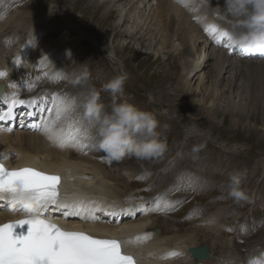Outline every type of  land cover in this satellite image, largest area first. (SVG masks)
Wrapping results in <instances>:
<instances>
[{
  "label": "rangeland",
  "instance_id": "rangeland-1",
  "mask_svg": "<svg viewBox=\"0 0 264 264\" xmlns=\"http://www.w3.org/2000/svg\"><path fill=\"white\" fill-rule=\"evenodd\" d=\"M86 2L87 0H0V27L4 25L6 16L18 10L16 16H20L19 20L22 22L21 34H24L25 28H30L31 24L25 36L16 33L14 27L10 28V24L6 25L9 28L0 30V38L4 33H9L3 38L7 43H0V49L2 46L4 51L0 53L4 58L10 57V52L15 48V41L22 38L18 43H28L29 40V45L24 46L27 48L22 58H19L28 63L26 58L30 57L26 70L18 67L19 71H15L8 62H2L7 71L4 75L6 97H14L18 89L25 86L29 88L38 83L37 88L26 98H37L43 103L52 104L54 93L57 97L62 94L63 97L67 96L64 91L68 90L70 85L65 74L76 78L87 70L90 81L88 85L83 86L87 88V92L90 86L99 90L100 101L108 108L105 102L111 107L113 98L110 93L102 90V85L117 75L128 74L129 78L119 99L128 100L154 113L158 121L157 131L160 138L166 140L167 150L161 156L150 160H140L132 156L116 160L113 163L115 166L108 169L114 179L97 174L91 176L90 184L103 183L105 186H112L117 183L119 193H127L126 197L124 195L120 198L123 202L118 200L122 206L125 204V198L137 200L141 194L145 202L151 200L147 206L157 207L162 202L168 203V209L158 214L165 216L161 218L165 219V230H168L163 238L169 233H178L180 237L188 236L193 227L204 225L202 220L215 213L216 219L220 221L218 229L225 225L223 229L227 227V230L220 234L212 225V230H205L208 237L200 236L203 230H196L195 233L201 237L198 239L201 244L216 242L217 249L220 246L223 249L226 239H230L235 251L244 254L250 249L247 246L264 241V136L260 135L264 128V115L261 101L248 94L244 100L249 105L245 109L246 115L239 117L235 128L230 126V116L227 112L219 115L217 126L209 127L202 116H199L197 121L192 120L187 107L174 110L176 108L172 103L176 100L171 93L175 90L173 87L180 71L179 61L173 62L178 53L176 46L165 54L156 45L142 40L147 25L140 18H145V14L138 15V11H128L120 22L122 25L118 26L114 24L119 17L118 10L111 11L109 15L103 14V22L98 17V10L87 6ZM198 29L202 32V27ZM201 34L204 37V31ZM178 43L176 40L175 44ZM27 50L29 52L26 53ZM105 51L113 54V62L105 57ZM227 53L229 55L228 51ZM252 60L255 59H248L247 65L245 63L242 68L246 67L248 74L260 79L263 73L259 72L258 65ZM40 79H47L48 82H41ZM149 95L155 99L154 102L149 100ZM158 100H164L161 107ZM164 110L167 112L162 113ZM13 122L12 128L17 124L32 133H41V130L31 127L33 123H19V117ZM36 124L42 125L39 121ZM193 145H203V148L198 154H193ZM218 152H221V155L224 153L225 156ZM192 154V157H188ZM121 161L123 165L118 163ZM234 173H239L242 177L241 186L245 193L243 199H238L229 192L228 178ZM132 175L136 178L135 183L131 182ZM139 179H142L141 183L138 182ZM144 186L146 190L141 191ZM152 199H155L154 203ZM158 215L151 211L149 217H157L162 221ZM182 218H186L188 222L177 224ZM208 220L215 222L214 219ZM212 234L217 238L213 239L214 236L209 239ZM263 252L264 250L258 253V257H261ZM187 257L189 258L184 256L185 261L188 260ZM241 260L249 261L241 257L236 263H241Z\"/></svg>",
  "mask_w": 264,
  "mask_h": 264
},
{
  "label": "bare ground",
  "instance_id": "bare-ground-1",
  "mask_svg": "<svg viewBox=\"0 0 264 264\" xmlns=\"http://www.w3.org/2000/svg\"><path fill=\"white\" fill-rule=\"evenodd\" d=\"M86 3L87 6L98 10V17L103 22H105L103 14L107 13L109 15L111 11L118 10L119 17L114 23L118 26L122 25L120 22L124 14L128 11H138V15L145 14V18L144 16L140 18V20L146 22L147 25V28L144 29L142 40L156 45L159 49H162L163 51H160L165 54H168V52L176 46L178 53L173 58V62L179 61L180 71L175 87H173L175 90L171 93L176 100L174 103L171 102L174 108H176L174 110H181L187 107L188 115L192 120H196L199 116L200 118L202 116V118L208 122L209 127L217 126L219 115L227 112L230 116V126L235 128L239 117L242 118L243 115H246L244 114L245 109L249 105L246 104L244 100L247 99L250 93L249 96L257 97L256 99L261 101L260 106L263 112H260L264 115V66H260L264 64V55L244 53L241 50H237L234 46L225 47V45L230 43L227 38H224L221 43H217L215 36L218 33L214 34L210 31H205V28L211 29L212 26H216V28L220 30H224L228 27L227 21L222 19L215 11L219 5L223 4V0H210V3L206 2V0H189L188 6L182 8L174 5L172 0H87ZM95 10L93 13H95ZM18 11L6 16L4 25L0 27V30L9 28L6 25L10 24V28L14 27L15 32L20 34V36H25V34L28 33L27 30L31 28V24L30 28L26 27L24 30L25 33L23 34L22 32L21 34L20 30H23V28L21 26L22 22L19 20L20 16L19 18L16 16V14L18 15ZM190 18L192 20H190ZM25 21L26 20H24V22ZM197 27H202V32ZM203 31L204 37L201 34ZM8 34L9 33L6 32L3 34L4 36L0 38V43L2 42L3 45L7 43L3 38ZM22 40L23 39L20 38L15 41V48L10 52L11 55L8 59L4 58L5 56L3 57L0 53V56L2 55L0 72L7 73L4 68L6 65L2 66L3 61L8 62L15 71H19L18 67H20L21 70L27 69L30 57L28 56L26 58L28 63L25 62V59L19 60V58H22V54H24L27 48L24 46L27 44L29 45V40L28 43H18V41ZM176 40L179 41L178 45L175 44ZM180 45H182V47H178ZM2 48L1 46L0 52H4ZM27 52L29 51L27 50L26 53ZM112 55L110 52L105 51V57L108 58L109 61L111 60V62H113ZM252 58L255 59L252 60V62L258 65V69H260L259 72L263 73V77H260V79L259 77H254L255 75L252 76L250 73L248 74L245 69L246 67L242 68L245 63L247 65V60ZM21 65L23 66L21 67ZM65 76L70 79H67L70 87L67 88L68 90L64 91L67 93L66 97L76 96L81 101L80 107L82 108L83 101L88 95L87 88L83 85L75 84L73 82L75 80L73 75L69 77L67 73ZM40 81L44 83L48 82L47 79H40ZM0 82L3 84V91L0 92V112L7 110L8 104L13 98L33 100L26 97L34 91L38 85L37 83L29 88L25 86L18 89L14 97L11 95L10 97H6L7 91L4 75L0 76ZM167 90L169 89H166V91ZM37 93L39 94L40 92ZM63 95L64 94H62L61 97H63ZM61 97H57V102ZM248 98V100H250V97ZM253 99L254 98H252V100ZM35 100L37 101L36 104L16 106L13 117L4 120V128L0 130V159H2L6 167L12 169L27 165L28 167L35 166L39 170L43 169L49 172L60 173L62 176L60 185L61 199L69 202L74 200L83 201L81 206L92 210L93 214L98 217V219L93 220L91 218L82 219L80 217L71 216L72 218L67 221L65 216L63 217L61 215L60 211L54 210L49 212L51 215L49 219L52 222H63L64 230H66L65 228L67 227H71L78 230H86L87 233L95 238L117 239L121 242L123 248L125 247L127 250H130L139 258L138 264H237L236 262L239 261L241 257L249 261L241 260V263L238 264H252V262L263 264L261 263V259L264 261V252L261 257H258V253L264 250V241H258L257 243H253V245L247 246L250 249L244 254H239L235 251L232 246L233 242H231L230 239H226V244L223 249L221 246L217 249L218 244L216 242L206 244L208 246L206 247L201 244L202 242L198 241V239L201 238L200 236L208 237V235L205 234V230H212V225L217 228L215 229L216 231H220V234H222L223 231L226 232L227 227L223 229L225 225H222V228L218 229L220 221L218 218L216 219L215 213L209 214L210 216L208 215V219H216L214 223L213 220H202V218L200 221L202 220L204 225L199 226V228L196 226L193 227L192 231L194 233L189 231L188 236L180 237L181 235L178 236V233L173 232L175 234L170 235L171 233H169L166 238H163L164 234L168 232V230H165V219L161 218L165 216L158 215L160 219H163L161 221L157 217H149V215L152 209H155V211L159 210L163 213L168 209V203H157V207H151L147 206L151 200L146 203L143 199H140L137 204L128 203L122 206L119 202H123L121 197L124 195L126 197L127 193H119L117 183H113L112 186H105L103 183L96 185L90 184L91 176L93 177V175L97 174L107 179L115 178L108 169L115 166L113 163L116 162V160L107 157L106 154L99 149L95 141H92L94 147L91 149L85 148L83 150H77L72 147L61 149L56 146L55 142L50 141L42 130L41 133L37 132V134H35L21 128L17 124L12 128V124L14 123L13 120H17L18 117L19 123L24 121L23 123L29 122V124H36V122L39 121L42 125L45 124L50 116L47 109L53 107V105L47 104L46 102L43 103L37 98H35ZM149 100L151 102L155 101L151 95H149ZM158 101L161 107L164 100ZM105 104L108 107L106 109L110 110V105H107L106 102ZM28 112H35L36 115L29 116L27 114ZM166 112L167 111L164 110L162 113ZM23 118L26 120H23ZM1 126L2 125H0V127ZM9 128L12 129V131H9ZM262 130L263 132H261L260 135L263 137L264 128ZM218 153L221 155V152ZM81 154L88 157H82ZM192 156L193 154L188 157ZM221 156H225L224 153ZM118 163L123 165L122 161ZM187 167L188 166H185V168ZM133 176L134 175H132L131 182L135 183L136 178H133ZM69 177H72L73 180L68 181ZM138 182L141 183L142 179H139ZM144 189H146L145 186L140 190L142 191ZM83 190L85 194H80ZM64 193L68 195L65 197ZM119 199L120 201H118ZM125 200L128 201L129 198H125ZM154 202L155 200L152 203ZM137 211L143 213L138 212L135 214ZM144 211L146 212L144 213ZM113 212L117 213V215H110V213ZM101 213L105 216L115 217L116 219H112L111 222L103 218L101 220L99 219ZM175 213L177 212H174V214ZM16 214H20V216L17 217ZM23 215H25V213L22 211L17 212V210H7L6 207H0V224L5 221L17 220ZM85 215L87 216L89 213L86 212ZM122 220H124V222H122ZM180 220L181 222L178 221L177 224L188 222L186 218ZM157 227L160 228L159 234L154 232ZM196 230H203L200 236L198 233H195ZM214 236L215 238H213ZM210 238L216 239L217 237L212 234L209 239ZM201 245L209 248V258L191 262L187 257L188 260L185 261L186 258H184V256H190L188 248ZM172 253L176 254L172 255Z\"/></svg>",
  "mask_w": 264,
  "mask_h": 264
},
{
  "label": "snow or ice",
  "instance_id": "snow-or-ice-1",
  "mask_svg": "<svg viewBox=\"0 0 264 264\" xmlns=\"http://www.w3.org/2000/svg\"><path fill=\"white\" fill-rule=\"evenodd\" d=\"M205 31L218 33L215 36L217 43H221L224 38L229 41L227 31L217 29L216 26L205 28ZM232 46L231 43L225 45ZM3 75L6 74L0 72V76ZM36 103L35 99L13 98L7 110L0 112V120L11 119L17 105ZM52 105L47 109L50 116L45 124H32L31 127L42 130L61 149L72 147L83 150L94 147L83 130L74 126L72 117L62 118L56 112L55 93ZM27 114L36 115L35 112ZM8 130L12 131L10 128ZM61 179L58 174H49L33 167L9 169L0 159V207L26 213L20 220L0 224V264H136L131 255L122 253L119 240L100 239L82 231L64 230L45 218L50 211L55 210L65 217L98 219L92 210L81 206L83 201L69 202L61 199ZM86 212L89 215L86 216ZM110 215L116 216L117 213Z\"/></svg>",
  "mask_w": 264,
  "mask_h": 264
},
{
  "label": "clouds",
  "instance_id": "clouds-1",
  "mask_svg": "<svg viewBox=\"0 0 264 264\" xmlns=\"http://www.w3.org/2000/svg\"><path fill=\"white\" fill-rule=\"evenodd\" d=\"M206 2L210 3V0ZM172 3L187 7L189 0H172ZM215 11L227 21L228 27L224 30L235 48L244 53L264 54V0H223ZM128 78V74L122 73L102 85V90L113 98L110 110L100 101V91L90 86L82 108L76 96L61 97L56 112L62 118L72 117L74 126L82 129L85 137L95 141L99 149L113 160L119 161L127 156L140 160L155 159L167 150L168 145L160 138L153 112L119 99ZM89 81L90 74L85 70L73 82L88 85ZM202 148L203 145H193L191 151L198 154ZM241 185L239 173L228 178L229 192L238 199L245 197ZM29 207L34 208L33 205Z\"/></svg>",
  "mask_w": 264,
  "mask_h": 264
},
{
  "label": "water",
  "instance_id": "water-1",
  "mask_svg": "<svg viewBox=\"0 0 264 264\" xmlns=\"http://www.w3.org/2000/svg\"><path fill=\"white\" fill-rule=\"evenodd\" d=\"M156 232L158 233L159 230L156 229ZM207 248L205 246H203L202 248H189V252L191 253V255L195 258V259H206L208 258L207 255Z\"/></svg>",
  "mask_w": 264,
  "mask_h": 264
}]
</instances>
